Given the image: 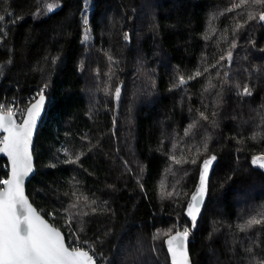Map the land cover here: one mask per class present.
<instances>
[{
    "label": "trees",
    "instance_id": "obj_1",
    "mask_svg": "<svg viewBox=\"0 0 264 264\" xmlns=\"http://www.w3.org/2000/svg\"><path fill=\"white\" fill-rule=\"evenodd\" d=\"M238 2L0 0V110L50 86L27 193L67 241L70 226L107 264H170L187 228L193 264L264 262V220L240 228L264 216V5Z\"/></svg>",
    "mask_w": 264,
    "mask_h": 264
},
{
    "label": "snow or ice",
    "instance_id": "obj_2",
    "mask_svg": "<svg viewBox=\"0 0 264 264\" xmlns=\"http://www.w3.org/2000/svg\"><path fill=\"white\" fill-rule=\"evenodd\" d=\"M249 4L264 5V0H239L226 11ZM55 6L53 3L47 4L48 11H52ZM249 18H255L254 13L249 12ZM2 19L3 17H0V20ZM259 20L264 21V11L260 12ZM84 23L87 24L86 19ZM228 59H231V53L228 54ZM195 75L199 76L201 73L198 71ZM194 78L190 77V79ZM184 82L181 78L180 83ZM119 94L120 89L117 88V98ZM242 94L252 93L245 87ZM44 104L45 96L41 92L39 99L27 109V117L20 125L13 120L12 109H8L7 114L0 111V131L7 133L0 141L3 145L0 147V153L6 154L11 161V177L0 180V185L5 186L0 190V264H95L93 257L87 251L66 246L61 232L42 219L23 194L24 178L32 171L29 151L31 136ZM203 115L201 113L202 117ZM185 134L187 135L188 132L186 131ZM213 160H215L214 156L204 161L198 192L192 196V202L188 206L187 214L192 220L193 227L206 192L207 173ZM252 164L264 168V155L254 157ZM84 199L87 200V197ZM76 206V204L70 205V207ZM262 220L264 216L261 219L252 217L246 224L240 225L241 231L260 224ZM188 236L189 230L185 228L183 232H177L167 240L172 264H190L186 244Z\"/></svg>",
    "mask_w": 264,
    "mask_h": 264
},
{
    "label": "water",
    "instance_id": "obj_3",
    "mask_svg": "<svg viewBox=\"0 0 264 264\" xmlns=\"http://www.w3.org/2000/svg\"><path fill=\"white\" fill-rule=\"evenodd\" d=\"M123 88H124V83H122L120 86H119V89H120V94H122V91H123ZM119 94V95H120ZM45 96V104H44V107L40 113V116L37 118L36 120V126L32 132V136H31V142H30V145H29V151L31 153V162H32V171L24 178V182H23V194L25 196V198L28 200V202L31 204L32 208H34L36 210V212L41 216L42 219H44L49 225H51L52 227H54L55 229H57L58 231L61 232L62 236L64 237V241H65V244L66 246L70 247L69 244H68V241H67V237L65 235V233L57 228L56 226H54L43 214L42 212L32 203L28 193H27V186L28 184L32 181V179L34 178V176L36 175L37 173V166H36V157L34 155V149H35V142H36V137H37V132H38V129L39 127L41 126V123L43 121V118L45 117V114L47 112V108H48V105H49V96L47 94H43ZM39 97L36 99L38 100ZM116 100H119V97L117 98L116 96ZM36 101L34 102H31L29 103V105L27 106L26 108V111H25V114H24V117L23 119L20 121L18 119V117L13 113V120L16 122L17 125H20L22 124L23 120L27 117V109L33 104L35 103ZM2 111V110H0ZM3 112V111H2ZM4 114H7V112H3ZM7 133L3 132V131H0V136H2L4 138V136H6ZM3 145H1L2 147ZM1 157L4 158L6 160V162L8 163V167H9V171H8V177L7 178H10L11 177V161L9 160L8 156L4 153H0ZM264 170V168H262ZM5 186L3 185V188ZM3 188L1 190H3ZM207 200H208V197H207V178H206V192H205V195L203 197V201L202 203L200 204V211L197 215V218L200 214V212H202L205 208V205L207 203ZM179 232H183V231H179ZM177 233V232H176ZM176 233L170 235V236H173L175 235ZM170 236L165 240V247H166V250H167V253H168V256H169V259H170V264H172V259H171V254L169 253L168 251V245H167V240L170 238ZM190 236H188V239H187V251H188V258H189V262L190 264H193V260H192V256H191V250H190ZM71 248V247H70ZM84 251H87L89 253V255H91L95 261V264H98L95 257L87 250V249H83V248H80Z\"/></svg>",
    "mask_w": 264,
    "mask_h": 264
},
{
    "label": "built area",
    "instance_id": "obj_4",
    "mask_svg": "<svg viewBox=\"0 0 264 264\" xmlns=\"http://www.w3.org/2000/svg\"><path fill=\"white\" fill-rule=\"evenodd\" d=\"M43 93V94H47L48 95V92L45 90V89H42V90H40V88L38 87L37 89H35L33 92H30V94L29 95H26L25 96V98H26V103H31V102H34V101H36V99L39 97V94L40 93ZM20 102H23V97L21 96V94L20 95H18V96H16V97H14L13 99H12V103H11V106H10V109H12V111H13V113L19 118V119H21V112H20V110H19V104H20ZM3 140V137L2 136H0V141H2ZM1 145H2V143H0V147H1ZM0 157H1V155H0ZM5 169L7 170V171H9V167H8V163L6 164V166H5ZM3 188V185H0V190ZM68 233H70L68 230H67V234ZM76 236V238H77V240H78V247L79 248H83V249H87L94 257H95V259H96V261H97V263L98 264H100L99 263V259H98V257H97V255L94 253V251L90 248V246L88 245V242L87 241H85V240H81V239H79L78 238V236L77 235H75ZM69 243H71L70 241H69Z\"/></svg>",
    "mask_w": 264,
    "mask_h": 264
},
{
    "label": "rangeland",
    "instance_id": "obj_5",
    "mask_svg": "<svg viewBox=\"0 0 264 264\" xmlns=\"http://www.w3.org/2000/svg\"><path fill=\"white\" fill-rule=\"evenodd\" d=\"M39 88H40V90H42V89H45L48 93H49V90H50V86L48 85V84H42V85H40L39 86ZM122 93H123V91H122ZM122 95V94H121ZM27 102V101H26ZM22 102H20V104H19V110H20V112H21V119L24 117V114H25V111H26V108L24 109V111H23V104H21ZM28 105H29V103H28ZM67 230H70V233H68V235H69V241L71 242V244L73 245V246H75V247H78L77 245H78V240H77V238H76V236H75V234L74 233H72V227H68L67 228ZM66 230V231H67ZM78 238L79 239H81L79 236H78ZM81 240H83V239H81ZM88 245L90 246V248L94 251V253L97 255V257H98V259H99V263L100 264H107L104 260H103V258H101L102 257V255H100L97 251H96V249L93 247V246H91L89 243H88ZM79 248V247H78ZM119 253V252H118ZM122 258V250H120V259Z\"/></svg>",
    "mask_w": 264,
    "mask_h": 264
}]
</instances>
